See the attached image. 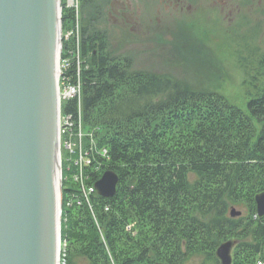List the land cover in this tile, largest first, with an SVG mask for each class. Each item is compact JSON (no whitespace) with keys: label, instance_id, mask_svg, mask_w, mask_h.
<instances>
[{"label":"trees","instance_id":"obj_1","mask_svg":"<svg viewBox=\"0 0 264 264\" xmlns=\"http://www.w3.org/2000/svg\"><path fill=\"white\" fill-rule=\"evenodd\" d=\"M80 2L78 14L64 11L63 36L79 21L78 48L66 41L62 58L73 51L79 60L63 80L79 93L62 101V117L93 126L91 114L111 100L103 127L112 133L93 150L86 145L84 174L93 185L113 171L119 184L113 198L96 190L85 197L67 179L64 264H188L192 258L221 264L217 249L232 240L241 251L232 264L264 261V217L255 206L264 192V88L243 110L170 76L133 72L128 59L106 53L99 26L112 0ZM122 86L127 93L118 95ZM154 115L160 117L155 126ZM139 121L146 122L137 128ZM78 156L63 162L66 178L79 171ZM244 202L253 205V215L231 217L232 207Z\"/></svg>","mask_w":264,"mask_h":264},{"label":"rangeland","instance_id":"obj_2","mask_svg":"<svg viewBox=\"0 0 264 264\" xmlns=\"http://www.w3.org/2000/svg\"><path fill=\"white\" fill-rule=\"evenodd\" d=\"M223 1L112 0L108 18L99 26L107 47L106 53L112 51V55L125 62L128 59L133 72L170 76L194 91L217 93L234 106L246 110L248 102L254 99L258 90L264 88V0H230L225 8ZM81 5L80 0H60L62 202L67 179L78 185L85 197L92 193L93 188L95 189V184H88L91 177L88 179L84 174L85 164L89 161L84 160L83 150L88 143L93 150L97 140L111 134L113 130L112 127H103L111 100H108L109 103L107 101L102 103L91 114L90 123H93V126H86L83 120L76 126L69 118L62 117V101L79 93V87L73 93V88L66 86L63 80L64 70L76 59L79 60V55L74 57L73 51L66 62L62 58L66 41L69 40L71 47L75 41L78 48L75 36L79 21L77 18L76 22L72 21L69 32L63 36L64 11L69 8L71 12L75 10L78 14ZM128 88L122 86L117 94L125 95ZM159 118L158 115H154L149 121L155 126L160 121ZM145 122H136V127ZM77 151L79 162L76 163L78 166L76 169L79 171L66 178L63 173V162L73 159L72 155L75 156ZM103 154L106 156L105 150ZM260 193L262 192L258 194ZM62 202L60 264H64L63 255L66 249V242L62 236L64 223ZM67 206L69 209L72 208L71 203ZM232 209L241 213V216L235 218L253 215L251 203L250 205L246 202L240 203ZM232 241L235 243L232 252L234 262L241 251L237 250L238 241ZM200 263V259L192 258L188 264Z\"/></svg>","mask_w":264,"mask_h":264},{"label":"water","instance_id":"obj_3","mask_svg":"<svg viewBox=\"0 0 264 264\" xmlns=\"http://www.w3.org/2000/svg\"><path fill=\"white\" fill-rule=\"evenodd\" d=\"M59 6L60 0H0V264L57 260L62 202ZM118 184V175L106 171L94 187L110 199ZM255 203L261 219L264 192ZM230 215L241 213L232 209ZM234 245L227 241L218 247L221 264L233 263Z\"/></svg>","mask_w":264,"mask_h":264},{"label":"bare ground","instance_id":"obj_4","mask_svg":"<svg viewBox=\"0 0 264 264\" xmlns=\"http://www.w3.org/2000/svg\"><path fill=\"white\" fill-rule=\"evenodd\" d=\"M60 7V6H59ZM60 73V61L58 63V71H57V76ZM61 142V141H60ZM61 180V174H60V170L58 169V186ZM92 193H94V191H92ZM91 193V194H92ZM90 194V193H89ZM59 204H60V197H59V190H58V220H59V216H60V212H59ZM61 250V243L58 237V241H57V260H56V264H60V251Z\"/></svg>","mask_w":264,"mask_h":264},{"label":"built area","instance_id":"obj_5","mask_svg":"<svg viewBox=\"0 0 264 264\" xmlns=\"http://www.w3.org/2000/svg\"><path fill=\"white\" fill-rule=\"evenodd\" d=\"M72 92H75V88L72 89ZM92 191H95V189L93 188ZM257 264H264L262 261H259Z\"/></svg>","mask_w":264,"mask_h":264},{"label":"flooded vegetation","instance_id":"obj_6","mask_svg":"<svg viewBox=\"0 0 264 264\" xmlns=\"http://www.w3.org/2000/svg\"><path fill=\"white\" fill-rule=\"evenodd\" d=\"M230 0H224L223 1V7L225 8V6H226V4L228 5V2H229Z\"/></svg>","mask_w":264,"mask_h":264}]
</instances>
